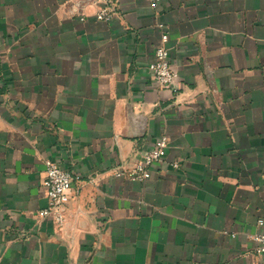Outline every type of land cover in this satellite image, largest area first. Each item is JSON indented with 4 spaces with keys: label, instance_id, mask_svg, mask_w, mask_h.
<instances>
[{
    "label": "crops",
    "instance_id": "obj_1",
    "mask_svg": "<svg viewBox=\"0 0 264 264\" xmlns=\"http://www.w3.org/2000/svg\"><path fill=\"white\" fill-rule=\"evenodd\" d=\"M163 34L177 93L148 72ZM161 137L149 179L118 176ZM259 219L264 0H0V264H264Z\"/></svg>",
    "mask_w": 264,
    "mask_h": 264
},
{
    "label": "built area",
    "instance_id": "obj_2",
    "mask_svg": "<svg viewBox=\"0 0 264 264\" xmlns=\"http://www.w3.org/2000/svg\"><path fill=\"white\" fill-rule=\"evenodd\" d=\"M152 8L160 3L161 0H148ZM99 21L109 22L113 19V13L108 7H103L97 15ZM168 35L163 34L161 45L155 51L154 61L148 66V72L158 90L170 88L177 93L175 83L179 77L178 73L173 70L170 64V53L166 44ZM168 148V139L161 137L154 148L143 154L142 159L133 169L125 173H119L118 176H125L131 181L144 183L150 177V167L156 163L162 162L166 157ZM178 168V164H173ZM72 175L60 168L52 161L47 162L46 176L43 186L46 190L48 207L39 212L40 219H52L55 224L62 228L66 223V211L71 199L72 193ZM259 233L254 238L258 243V252L264 255V220L258 221Z\"/></svg>",
    "mask_w": 264,
    "mask_h": 264
}]
</instances>
